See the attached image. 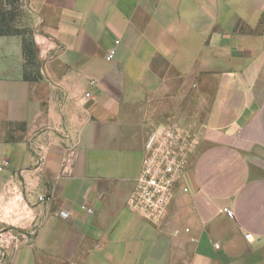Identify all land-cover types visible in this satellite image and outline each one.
<instances>
[{"label": "crops", "instance_id": "crops-1", "mask_svg": "<svg viewBox=\"0 0 264 264\" xmlns=\"http://www.w3.org/2000/svg\"><path fill=\"white\" fill-rule=\"evenodd\" d=\"M22 8L38 73L0 37V264H264V0ZM165 125L196 147L154 223L127 199Z\"/></svg>", "mask_w": 264, "mask_h": 264}, {"label": "built area", "instance_id": "built-area-1", "mask_svg": "<svg viewBox=\"0 0 264 264\" xmlns=\"http://www.w3.org/2000/svg\"><path fill=\"white\" fill-rule=\"evenodd\" d=\"M114 54L112 50L108 57L113 58ZM195 147V141L180 127L165 125L150 131L145 139L140 171L127 199L128 209L151 222L160 221ZM83 208L94 212L91 207ZM223 211L230 217L235 215L229 207H224Z\"/></svg>", "mask_w": 264, "mask_h": 264}, {"label": "rangeland", "instance_id": "rangeland-1", "mask_svg": "<svg viewBox=\"0 0 264 264\" xmlns=\"http://www.w3.org/2000/svg\"><path fill=\"white\" fill-rule=\"evenodd\" d=\"M14 34L22 36L26 59L25 73L27 76L37 75L32 28L25 22L22 0H0V37Z\"/></svg>", "mask_w": 264, "mask_h": 264}]
</instances>
